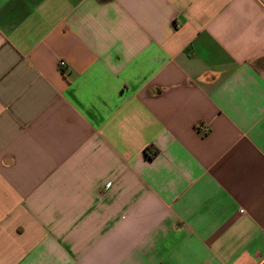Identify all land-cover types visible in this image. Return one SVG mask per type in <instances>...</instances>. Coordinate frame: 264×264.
Here are the masks:
<instances>
[{
  "label": "crops",
  "instance_id": "1",
  "mask_svg": "<svg viewBox=\"0 0 264 264\" xmlns=\"http://www.w3.org/2000/svg\"><path fill=\"white\" fill-rule=\"evenodd\" d=\"M0 264H264V0H0Z\"/></svg>",
  "mask_w": 264,
  "mask_h": 264
},
{
  "label": "built area",
  "instance_id": "2",
  "mask_svg": "<svg viewBox=\"0 0 264 264\" xmlns=\"http://www.w3.org/2000/svg\"><path fill=\"white\" fill-rule=\"evenodd\" d=\"M60 66H61V67H64V66H65V63L62 62V63L60 64ZM200 130H201V132H203V133H208V131H209V129H207V128H205V127H201Z\"/></svg>",
  "mask_w": 264,
  "mask_h": 264
}]
</instances>
